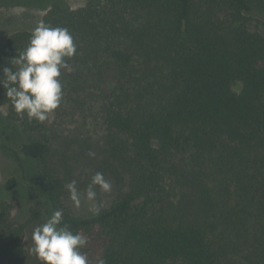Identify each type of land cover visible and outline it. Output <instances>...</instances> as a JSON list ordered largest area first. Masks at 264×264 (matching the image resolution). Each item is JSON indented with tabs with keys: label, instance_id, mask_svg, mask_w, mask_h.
Here are the masks:
<instances>
[{
	"label": "trees",
	"instance_id": "obj_1",
	"mask_svg": "<svg viewBox=\"0 0 264 264\" xmlns=\"http://www.w3.org/2000/svg\"><path fill=\"white\" fill-rule=\"evenodd\" d=\"M19 6L73 35L61 102L103 136L94 156L86 142L70 156L63 147L77 141L56 143L47 120L22 119L0 87V153L12 165L0 184V264H25L29 223L55 210L87 236L90 264H264V0H91L77 10L0 0ZM30 34L0 44V65ZM75 156L84 178L73 176ZM96 172L115 186L112 203L72 214L65 185L86 194ZM24 182L38 199L32 217L13 197Z\"/></svg>",
	"mask_w": 264,
	"mask_h": 264
},
{
	"label": "clouds",
	"instance_id": "obj_2",
	"mask_svg": "<svg viewBox=\"0 0 264 264\" xmlns=\"http://www.w3.org/2000/svg\"><path fill=\"white\" fill-rule=\"evenodd\" d=\"M76 54L74 37L67 28L40 21L31 30L27 46L10 59L11 66L0 65V87L13 111L29 121L44 123L48 120L63 99L62 70L74 71L69 60ZM94 155L89 152V156ZM76 185L73 180L65 187L70 200L79 208L80 193ZM97 189L103 193L112 189L102 172L92 175L86 189V200L91 203L89 210L93 215H98L100 208L96 202ZM31 240L29 253L40 264H90L87 253L82 251L88 245L87 236L63 225L62 210L47 215L32 231Z\"/></svg>",
	"mask_w": 264,
	"mask_h": 264
},
{
	"label": "rangeland",
	"instance_id": "obj_3",
	"mask_svg": "<svg viewBox=\"0 0 264 264\" xmlns=\"http://www.w3.org/2000/svg\"><path fill=\"white\" fill-rule=\"evenodd\" d=\"M65 3L72 9L77 10L82 8L91 0H64ZM94 1V0H93ZM46 13L45 10H39L34 7H0V44L13 32L26 30L31 31L42 19L44 14ZM238 88V87H236ZM7 107L4 105H0V116L5 117L7 115ZM47 126H49L50 130H52L53 138L56 137V143H63L66 142L70 143L69 141H77L74 145H68L71 147L64 148L67 154L70 156L73 155V152L81 155L80 146L83 145V142H86L89 146V152L95 154L98 146L100 147L102 143V136H103V129L99 126L92 124L91 121L84 122L80 116L73 117L71 114V110L69 106L66 105L64 102H61L59 107L49 116V119L46 122ZM6 135L3 134L5 138ZM9 136L11 138H17V133L14 132L10 133ZM57 148L58 145H55ZM82 155H85V151ZM74 159H71L70 165L74 167L73 169V176L75 178H82L84 173L88 170V167L84 164L85 157L84 156H75ZM10 163L7 159L0 153V184L7 177L6 166L7 168L11 169ZM84 178V177H83ZM109 181V180H108ZM110 182V181H109ZM25 183V182H24ZM112 185V189L108 193L100 192L98 198V205L100 206L99 209L107 208L114 199L115 193V186L110 182ZM23 186V187H22ZM20 186L18 193H14L13 197L16 196V200L20 201V198L23 197L25 201H27V211L28 215L32 217L34 215V210L36 209V203L38 205V199L35 194L30 193L27 190V184ZM78 189V188H77ZM80 193V207L77 208L74 206L73 202L70 200L69 195L65 199V205L71 211L72 214L81 217H88L92 214L89 210L91 207V203L86 200V194L78 189ZM25 195V196H24ZM39 208V206H38ZM20 207L19 204L15 203V210L14 216L21 217L19 214ZM29 223L27 229V235L24 238V244L28 251V256L25 261V264H40L33 255L29 253V249L32 247V240L31 234L35 227L40 225L42 222L40 218L33 217Z\"/></svg>",
	"mask_w": 264,
	"mask_h": 264
}]
</instances>
